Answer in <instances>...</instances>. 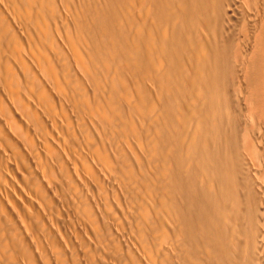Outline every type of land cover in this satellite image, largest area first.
Wrapping results in <instances>:
<instances>
[{
  "label": "bare ground",
  "instance_id": "obj_1",
  "mask_svg": "<svg viewBox=\"0 0 264 264\" xmlns=\"http://www.w3.org/2000/svg\"><path fill=\"white\" fill-rule=\"evenodd\" d=\"M236 26L264 120V0H0V264H264Z\"/></svg>",
  "mask_w": 264,
  "mask_h": 264
},
{
  "label": "rangeland",
  "instance_id": "obj_2",
  "mask_svg": "<svg viewBox=\"0 0 264 264\" xmlns=\"http://www.w3.org/2000/svg\"><path fill=\"white\" fill-rule=\"evenodd\" d=\"M247 25H248V23H247ZM234 28L232 29V32H233V30H235V33L234 34L237 37L235 39H233V41L236 43V45H238V48L237 49H238L239 55H241V57L243 56V58H244V54L247 53V52H249V53H247L248 54L247 59H244L245 61L243 62V65H242L243 68L241 66H239V75L236 76L237 77V83L234 84V88H233L234 89V92H236V97L237 98H238V94L239 95L242 94L241 97H239L238 99L236 98V102L237 103H232V104H234V106L236 105L235 108H233V109L236 110V111H234V114H235V118H236V121H237L236 123L238 125L237 127H238V129H241V131L242 132H245V133H247L250 130V132L252 133V137H251L252 141L253 140H258V138H259V140H260L259 142L263 143L262 140H264V120L262 119V117L261 118L259 117L260 116V113H259L258 109L255 106L254 100L248 94L249 91H248V93L246 92L247 89L250 88V85L249 84H251V80H250L251 79L250 78L251 73L250 72H252V71H250V67H253V62L255 63L256 61H254V60H256L257 58H258L257 61L260 62V58L257 55V53H259V52H257L256 49H254L255 48L254 47L255 46V43H257L258 40H255V38H254L253 39L254 40V45H253L252 44L253 41H251L252 38L251 39L249 38L248 41L245 40L244 37H243V35H242V32L240 31L241 29L238 26H236ZM236 33H238V34H236ZM248 35H250V34H248ZM238 36H240V37H238ZM258 45H260V42H259ZM258 45H257V48H258ZM253 49L256 51L255 54L257 56L255 54L253 55L254 57L251 56L255 52ZM251 51L253 53H251ZM249 54H250V56H249ZM245 64L248 65V66H246ZM259 65H260V63H258V65L256 64L255 65L256 67H253V68H255L257 70L259 68ZM248 71H250V72H248ZM248 75H250V76H248ZM249 80H250V82H249ZM234 92H233V94H234ZM251 120L252 121L254 120V121L252 122ZM260 122H262V123H260ZM258 125H259V128L261 130H263V132L261 134V132L259 131L258 136H255L256 133H257L256 128H258Z\"/></svg>",
  "mask_w": 264,
  "mask_h": 264
}]
</instances>
